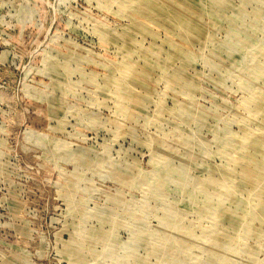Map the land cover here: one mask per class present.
Returning <instances> with one entry per match:
<instances>
[{
    "label": "rangeland",
    "instance_id": "374dc122",
    "mask_svg": "<svg viewBox=\"0 0 264 264\" xmlns=\"http://www.w3.org/2000/svg\"><path fill=\"white\" fill-rule=\"evenodd\" d=\"M0 264H264V0H0Z\"/></svg>",
    "mask_w": 264,
    "mask_h": 264
}]
</instances>
